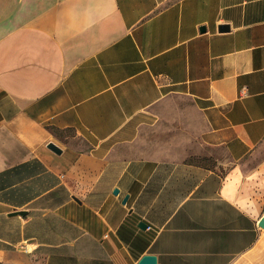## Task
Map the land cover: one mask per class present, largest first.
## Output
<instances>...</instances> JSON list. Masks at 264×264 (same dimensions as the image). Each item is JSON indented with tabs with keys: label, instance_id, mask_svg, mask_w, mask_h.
Here are the masks:
<instances>
[{
	"label": "crops",
	"instance_id": "1",
	"mask_svg": "<svg viewBox=\"0 0 264 264\" xmlns=\"http://www.w3.org/2000/svg\"><path fill=\"white\" fill-rule=\"evenodd\" d=\"M262 220L264 0H0V264H264Z\"/></svg>",
	"mask_w": 264,
	"mask_h": 264
},
{
	"label": "water",
	"instance_id": "2",
	"mask_svg": "<svg viewBox=\"0 0 264 264\" xmlns=\"http://www.w3.org/2000/svg\"><path fill=\"white\" fill-rule=\"evenodd\" d=\"M220 30L221 31H227V30H229V26L223 25L220 27ZM49 149H51L52 151H54L57 154L62 153V150L60 148H58V146H56L53 143L49 144ZM114 194H119V190L116 189L114 191ZM128 199H129V196H126L123 200V204H126ZM261 226H264V220L261 221ZM139 227L145 230V229H147L148 225L145 223H140ZM139 264H157V257L154 255H145L139 261Z\"/></svg>",
	"mask_w": 264,
	"mask_h": 264
}]
</instances>
